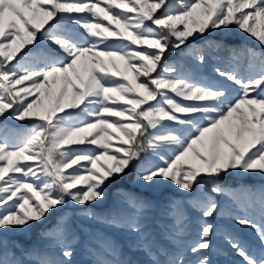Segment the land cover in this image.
<instances>
[{"label":"snow or ice","instance_id":"snow-or-ice-1","mask_svg":"<svg viewBox=\"0 0 264 264\" xmlns=\"http://www.w3.org/2000/svg\"><path fill=\"white\" fill-rule=\"evenodd\" d=\"M233 30L264 49V0H0V264H73L74 218L126 235L102 241L111 258L93 264H212V194L258 207L264 221V190L226 187L234 174L264 176V53L245 50L252 75L215 67L235 97L167 59L196 40L219 48L211 34ZM190 55L207 60L202 49ZM10 120L29 127L12 133ZM146 156L159 162L136 172L145 185L192 197L209 181L211 194L133 196L126 209L96 213L108 185ZM185 204L198 214L194 241L183 239ZM232 219L259 241L254 249L223 235L240 264H264V224L239 211ZM34 229L28 246L5 238Z\"/></svg>","mask_w":264,"mask_h":264},{"label":"rangeland","instance_id":"rangeland-1","mask_svg":"<svg viewBox=\"0 0 264 264\" xmlns=\"http://www.w3.org/2000/svg\"><path fill=\"white\" fill-rule=\"evenodd\" d=\"M226 37L236 38L242 44H246L241 46L242 44L235 45L227 42L226 40L223 41V38ZM211 38L222 40L223 45L219 48H208L204 41L196 40L187 47L177 50V53L174 56H169L167 59L170 62L181 65L185 72L191 73V75L200 82L223 84L229 89L230 95L235 97L237 95L235 86H233L231 82H226L219 78L214 71L215 67L221 66L229 70L238 71L244 75H252L255 71H258V69H252L249 67V60L245 50L252 48L257 53H264V49L258 47L255 42L246 34L237 30H233L231 32H215L211 34ZM231 48H235L237 50L236 59H233V53L230 50ZM193 49L203 50L207 57L205 63L199 64L190 55ZM40 53L41 49H34L33 55L36 56ZM6 123L10 131L16 134L24 133L29 127L28 125H22L17 121L10 120ZM15 138L16 137L14 136L13 139ZM158 162V158L153 159L151 156H146L145 158L134 162L133 165L135 170L132 171L134 175L132 180H130V186L135 187V189L133 188L135 191H128L125 190V188H123L124 190L117 188L111 191V189L107 187L105 189V199L99 204H94L91 207L96 213L105 215L109 211H120L126 209V201L133 196L148 197L153 200L161 201L165 196L172 195L178 199L187 201L201 192L211 194V182L209 181L202 182V184L197 187L196 193H193L192 197H189L187 194L180 193L177 189H175L174 186L163 188L158 186H147L142 181L136 179V172L141 167H145L150 163ZM101 163L108 162L102 161ZM228 183L231 184V186H228ZM226 187L229 190H235L237 192L248 191L258 195L261 190H264V176L259 174H234L227 179ZM137 191H140L141 194H139ZM212 195L220 205V211L217 213L216 217L211 220V222L216 226V232H214L212 236L213 251L210 254L212 264H240V258L236 256L231 248L226 244L223 239V235L226 232H231L235 234L242 243L250 245L254 249H259V241L254 228L237 225L232 219V216L235 215L237 211H239L241 215L252 216L257 226L264 224V221L261 219L258 207L255 211L241 210L239 206L236 205L227 195ZM182 210L188 216V228L183 239L186 241H194L198 231L195 223V219L198 214L195 213L187 204L183 205ZM51 221L52 218L49 219V222H46V225H41L40 227L50 226ZM163 223L171 224L173 223V220L167 219ZM72 226L78 235V239L72 242V247L75 250L73 264H93L95 260L110 259L111 257L107 255L106 248L102 241L117 242L120 244L126 242V235L123 230L115 229L95 221L74 218L72 221ZM152 227L159 236L160 228L157 227L155 222L153 223ZM5 238L9 241L10 246L13 241L19 242L25 246L31 245L38 241V236L35 229L30 235L7 233L5 234ZM44 243H47V241L41 242L42 250H44ZM90 249H94V252L91 254ZM47 251L51 252L52 250ZM56 251L58 252V250ZM17 255H19L18 250ZM189 258L191 259L192 257L189 256Z\"/></svg>","mask_w":264,"mask_h":264},{"label":"trees","instance_id":"trees-1","mask_svg":"<svg viewBox=\"0 0 264 264\" xmlns=\"http://www.w3.org/2000/svg\"><path fill=\"white\" fill-rule=\"evenodd\" d=\"M226 40L227 42H230L231 44H235V45H241L242 43L237 40L236 38H230V37H226L223 38V41ZM238 42V43H237ZM246 44V43H245ZM242 44L241 46L245 45ZM135 170L134 165L132 164L131 170L128 172L127 175H125L124 177L120 178V179H116L114 180L111 184H109V188L111 189V191H113L114 189L120 188V190H124L123 188H125V190L128 191H132L134 192L135 187L130 186V180H132L134 173L132 171ZM229 184V183H228ZM228 186H231V184H229ZM134 188V189H133ZM139 194H141L140 191H137Z\"/></svg>","mask_w":264,"mask_h":264}]
</instances>
